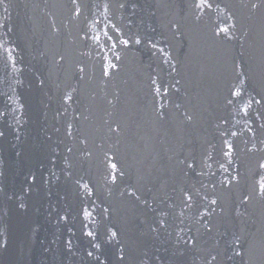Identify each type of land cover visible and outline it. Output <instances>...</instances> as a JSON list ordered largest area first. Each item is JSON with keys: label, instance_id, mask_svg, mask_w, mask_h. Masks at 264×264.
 <instances>
[{"label": "water", "instance_id": "water-1", "mask_svg": "<svg viewBox=\"0 0 264 264\" xmlns=\"http://www.w3.org/2000/svg\"><path fill=\"white\" fill-rule=\"evenodd\" d=\"M240 5L0 0V264H264Z\"/></svg>", "mask_w": 264, "mask_h": 264}, {"label": "bare ground", "instance_id": "bare-ground-1", "mask_svg": "<svg viewBox=\"0 0 264 264\" xmlns=\"http://www.w3.org/2000/svg\"><path fill=\"white\" fill-rule=\"evenodd\" d=\"M240 1L242 23H246L249 20L253 26L249 28V32L246 35L253 55L251 68L255 84L264 91V0ZM251 9L254 10L252 15H250ZM255 245L258 260H264V239L255 240Z\"/></svg>", "mask_w": 264, "mask_h": 264}]
</instances>
